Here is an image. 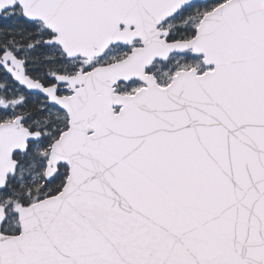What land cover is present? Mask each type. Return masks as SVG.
Wrapping results in <instances>:
<instances>
[{
	"label": "snow or ice",
	"instance_id": "1",
	"mask_svg": "<svg viewBox=\"0 0 264 264\" xmlns=\"http://www.w3.org/2000/svg\"><path fill=\"white\" fill-rule=\"evenodd\" d=\"M0 264H264V0H0Z\"/></svg>",
	"mask_w": 264,
	"mask_h": 264
}]
</instances>
